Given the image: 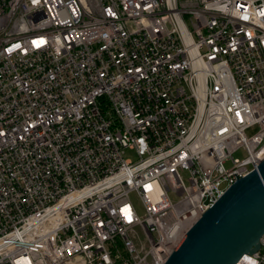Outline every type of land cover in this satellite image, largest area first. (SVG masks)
Masks as SVG:
<instances>
[{"label": "built area", "instance_id": "built-area-1", "mask_svg": "<svg viewBox=\"0 0 264 264\" xmlns=\"http://www.w3.org/2000/svg\"><path fill=\"white\" fill-rule=\"evenodd\" d=\"M262 159L264 0H0V264H164Z\"/></svg>", "mask_w": 264, "mask_h": 264}, {"label": "water", "instance_id": "water-1", "mask_svg": "<svg viewBox=\"0 0 264 264\" xmlns=\"http://www.w3.org/2000/svg\"><path fill=\"white\" fill-rule=\"evenodd\" d=\"M264 235V159L238 177L185 233L164 264H236Z\"/></svg>", "mask_w": 264, "mask_h": 264}, {"label": "rangeland", "instance_id": "rangeland-1", "mask_svg": "<svg viewBox=\"0 0 264 264\" xmlns=\"http://www.w3.org/2000/svg\"><path fill=\"white\" fill-rule=\"evenodd\" d=\"M258 130L257 126H252L247 129V135H252ZM246 156V152L244 149L240 148L236 153H234V157L238 159H243ZM133 202L136 204L138 202L136 196L132 197Z\"/></svg>", "mask_w": 264, "mask_h": 264}]
</instances>
